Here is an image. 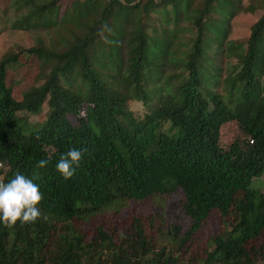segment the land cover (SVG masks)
Wrapping results in <instances>:
<instances>
[{
    "label": "trees",
    "instance_id": "obj_1",
    "mask_svg": "<svg viewBox=\"0 0 264 264\" xmlns=\"http://www.w3.org/2000/svg\"><path fill=\"white\" fill-rule=\"evenodd\" d=\"M0 1L2 11L8 0ZM239 1L201 0L192 10L194 0H73L68 8L74 21H83V30L72 33L70 41L63 39V48L37 45L0 58L1 182L19 172L39 185L44 197L37 222L11 229L0 224V264H95L89 254L94 242L106 244L113 264H176L163 249L153 255L145 229L166 222L167 239L183 252L213 216L221 230L210 238L212 250L204 249L198 264L249 260L246 246L264 234V195L247 188L264 172V0L255 1L261 13L248 37L225 42L228 19ZM60 2L11 0L15 15L26 12L17 30L55 27L64 10ZM168 7L175 24L181 8L193 11L194 36L185 44L175 29L169 37L152 34L154 29L146 33L150 15ZM213 12L221 16L214 62L207 57L211 44L205 40ZM105 23L112 29L110 42L99 34ZM224 42L228 56L236 53V64L218 93L213 90L220 78L216 58ZM186 45L178 62L170 58ZM22 53L49 68L41 84L17 101L4 79ZM176 66L178 73L163 75ZM156 85L159 90L148 92ZM131 98L155 101L136 118L126 108ZM43 105L47 112L38 129L16 124L17 114H36ZM84 108L89 117L82 121L76 113ZM165 121L176 133L161 131ZM228 122L235 123L240 137L218 154L219 128ZM72 148L86 151L76 175L66 181L56 164ZM41 159L48 161L45 168L37 166ZM141 202L150 203L151 216L131 215L119 231L123 237L118 233L112 239V231L100 226L86 241L71 225Z\"/></svg>",
    "mask_w": 264,
    "mask_h": 264
},
{
    "label": "rangeland",
    "instance_id": "obj_2",
    "mask_svg": "<svg viewBox=\"0 0 264 264\" xmlns=\"http://www.w3.org/2000/svg\"><path fill=\"white\" fill-rule=\"evenodd\" d=\"M3 8L1 11L0 6V58L7 53H14L17 49L26 50L31 47H36L37 45H42L46 49L51 48H63L62 40L66 39L71 40L72 33L79 34L81 32L83 21H74L72 8L70 2L73 0H61V7L64 8L60 18L61 21L59 24H56L55 27L51 29H31L28 31L17 30L16 27L24 25V22H21L22 18L25 16V11H22V14L15 15L12 9V4ZM102 2L103 0H97ZM187 1V0H183ZM193 1V0H192ZM201 1V0H200ZM198 0L191 2L192 10L199 7ZM256 0H240L239 3L235 4L236 9L231 18L228 19L226 40L240 42L245 40L249 35V26L255 22L257 17L260 15L261 10L254 6ZM1 3V1H0ZM255 7L254 11L250 10V7ZM192 12L186 13L183 8L179 10V21L175 24L174 13L172 8L168 7L164 12L155 11L150 15L148 21V26L146 29L147 34H151V29L156 30L152 34L160 35L164 34L169 37L172 35L174 29L176 31V36L179 38L182 44L187 43V40L194 36V29L191 27L192 23ZM92 18V17H90ZM220 18L221 16L213 12L211 13L210 20L207 25V43L209 45L210 51L207 54V57H210L212 62L215 61L214 55L216 53L214 36H216L215 29L220 28ZM35 19L29 20V22H34ZM88 22L89 19H86ZM223 21V20H222ZM147 22V21H146ZM35 23V22H34ZM32 23V24H34ZM12 27H15L13 29ZM177 27V28H175ZM225 42L224 47L220 54H217L216 60L220 61L218 64L220 68V78L218 80L219 85L213 87L216 92L221 93L222 91V80L227 76L228 72L231 71V68L236 64V53L230 51L229 55L233 54L234 56H228L225 52ZM214 43V44H213ZM213 44V45H212ZM188 46L178 47V52H175L176 55L170 56V58L176 59L175 61L181 59V56H184V51L187 50ZM224 48V49H223ZM174 46L171 48L173 53ZM168 58V62L171 61ZM170 64V62L168 63ZM179 64V63H178ZM48 63L44 61H39L35 58L34 55L29 53H22L17 57L16 62L11 66L5 75L4 83L5 86L10 90L12 97L20 101L23 98V95L30 91L32 87L39 86L41 84L42 75L46 74L48 71ZM103 73H108L106 70L98 69ZM179 72V67H171L165 69L163 75L174 74ZM204 73H207L204 71ZM209 88V87H207ZM148 92H152L153 89L159 90L157 85L155 87L148 86ZM155 101V100H154ZM154 101L147 102L143 104L140 101H135L133 98L129 99L126 103V108L129 112L133 114L136 118H141L146 114L154 104ZM46 106L43 105L36 114L28 113H19L17 114V119L19 122L16 124L20 127L27 126V130H36L40 127L42 120L45 117ZM89 117V108H84L79 110L76 113V118L81 119L82 121L88 119ZM176 128L171 130L170 123L165 121L162 125V132L165 133H176ZM235 137H240V134L237 131V127L234 122H228L222 125L219 128L216 151L218 154H222L227 150V147L232 142ZM1 182V176H0ZM247 188L253 192L264 195V172L254 177L247 184ZM152 207L150 203L141 202L137 204L127 203L122 209L118 211H106L102 214L97 215L92 218L90 221H84L82 223H72L71 225L80 232L86 241H88L92 236L96 228L103 226L106 231H112L111 238L114 239L118 236V233L121 229H124L126 225V220L131 215H138L145 217H150L152 214ZM171 215V214H170ZM90 222V223H89ZM89 223V224H87ZM94 229V230H93ZM146 234L149 238L152 239L153 243V255H155L159 250L164 251V254H169L170 257L177 259L176 264H198L199 260L203 258V250L211 251L212 248L209 245L210 238L215 236L220 230L221 226L217 221V218L213 216L208 219L199 230L193 235L192 239L187 243V248L185 251H177L176 247L173 246V242L166 237L167 223L158 228L156 223H152L151 228H147ZM115 232V233H114ZM105 243L94 242V245L91 247L90 259L95 264H113L111 259V252L105 248ZM246 252L248 254L249 260L245 261L244 259L240 261L241 264H264V234L255 241L254 244L246 246ZM151 253V254H152ZM213 264H223V263H213ZM233 264V263H231Z\"/></svg>",
    "mask_w": 264,
    "mask_h": 264
},
{
    "label": "clouds",
    "instance_id": "obj_3",
    "mask_svg": "<svg viewBox=\"0 0 264 264\" xmlns=\"http://www.w3.org/2000/svg\"><path fill=\"white\" fill-rule=\"evenodd\" d=\"M120 2L123 4L125 0ZM99 34L102 40L110 42L108 36L112 34V29L105 23L101 26ZM84 151L86 149L72 148L67 153L61 154L56 170L64 180H71L76 175L77 169L81 167ZM47 163V160L41 159L37 166L45 168ZM43 199L39 185L17 172L9 182H0V224L11 229L17 224L23 227L37 222L42 218L40 205ZM119 235L123 237L124 234L120 232Z\"/></svg>",
    "mask_w": 264,
    "mask_h": 264
}]
</instances>
